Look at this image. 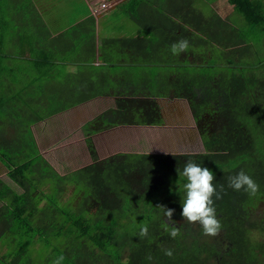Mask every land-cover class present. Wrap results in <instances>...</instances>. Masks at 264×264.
Returning a JSON list of instances; mask_svg holds the SVG:
<instances>
[{
	"label": "trees",
	"instance_id": "obj_1",
	"mask_svg": "<svg viewBox=\"0 0 264 264\" xmlns=\"http://www.w3.org/2000/svg\"><path fill=\"white\" fill-rule=\"evenodd\" d=\"M47 1L0 0V71H118L115 91L62 99L76 104L113 94L117 105L84 124L94 161L66 174L38 152L29 125L69 107L26 106L0 116L24 126L18 138L0 144L9 175L21 188L0 179V264H53L60 255L62 264H264V242L252 237L253 230L264 231V217L251 218L264 200L262 7L254 0H229L241 26L220 15L214 0H119L111 20L123 25L102 38L95 65L96 17L53 35L41 15ZM181 39L209 54L200 60L174 55L171 45ZM157 97L188 101L204 151L119 152L100 159L94 133L164 123ZM188 160L215 175L221 250L206 241L187 243L193 223L181 212ZM241 169L259 185L255 196L228 186V177ZM157 205L175 209L173 221ZM143 225L148 235L141 238ZM173 226L180 228L176 238L169 235Z\"/></svg>",
	"mask_w": 264,
	"mask_h": 264
},
{
	"label": "crops",
	"instance_id": "obj_2",
	"mask_svg": "<svg viewBox=\"0 0 264 264\" xmlns=\"http://www.w3.org/2000/svg\"><path fill=\"white\" fill-rule=\"evenodd\" d=\"M78 1L79 0H49L45 2L46 4L41 10V15L53 35L65 31L91 14L94 15L96 17L97 31L95 65H99L101 62L99 58L100 41L106 35L115 32L114 28L122 26L123 22L118 23L112 21L108 18L106 11L95 13L99 3L110 0H98L97 4L92 0H80L81 4H78ZM254 1H256L264 11V0ZM211 6L223 17H230L232 20L241 23L242 26L243 21L238 19L234 7L229 0H214ZM120 30L122 31V28ZM106 50L111 53L110 47H106ZM68 68L70 70H76L77 66L76 64L69 63ZM117 72L118 71H0V116L9 118L14 115L12 109H19L20 107L26 106L36 108L48 106L56 108L62 105L69 107L66 110L56 112L43 120H38L29 125V130L36 140L38 152L52 165L48 154L56 147L57 137H52L51 134L47 133V129L46 131L43 129V131V125L59 115H70L74 116L77 121L82 122L81 119L83 120L81 129L82 132L86 134L84 130L85 122L108 108L116 107V96L113 94H99L76 104L62 101V99H65L67 95L70 96L71 93L93 91L113 92L120 87L118 81L115 80V76L118 74ZM157 101L161 106L164 116L165 110L163 109V102H170L168 104L170 106L173 101L187 100L157 97ZM73 109H75L77 115L69 113V111ZM14 124L17 125V127L11 123L10 119L0 121V144L12 141L13 139L15 140V138L20 136L19 128L23 130V122H18L16 120ZM144 126L147 125L121 124L94 133L92 136L96 143L99 158L104 159L119 152L138 151L134 150V146L137 144V128H143ZM72 129L71 127L69 130L70 133H72ZM42 134L45 136L43 137ZM71 137V135L65 136L67 139ZM5 159V155L0 154V179L8 185L13 186V184L15 185L16 183L9 175L10 167L6 164ZM92 162L93 160L91 158V161L87 162V164ZM70 171L72 170L62 173L59 171L57 172L66 174Z\"/></svg>",
	"mask_w": 264,
	"mask_h": 264
},
{
	"label": "rangeland",
	"instance_id": "obj_3",
	"mask_svg": "<svg viewBox=\"0 0 264 264\" xmlns=\"http://www.w3.org/2000/svg\"><path fill=\"white\" fill-rule=\"evenodd\" d=\"M92 1H95L96 4L98 2V0ZM77 3L81 4V1L79 0ZM101 3L97 5L98 8L95 10V13L106 11L108 18L111 19L113 15L112 12L117 6L105 10L101 7ZM114 21L121 22V20L118 19ZM128 25L131 26L132 24L129 23ZM128 28L131 29L130 27ZM207 54L209 53L206 48L193 46L189 47L186 52L180 53V56L183 58L200 60ZM169 103L170 102H163V109L165 110V120L163 124L157 126L147 125L143 128H137V144L134 146V150H138L136 152L169 151L174 154L204 151L200 130L194 119L189 103H187V101H173L170 106L168 105ZM69 113L77 115L75 109L70 110ZM75 119L74 116L59 115L55 119L50 120V122L45 123L42 127V130L44 129L46 131L47 129V133L51 134L52 137H57L56 147L51 150L48 157L50 158L52 166L60 173L82 167L87 164V162L91 161V158L94 161V157L86 140L88 135L83 133L81 129L83 120L81 119L82 122H80ZM71 127L73 128L72 133L69 132ZM66 135H71L72 137L67 139L65 138ZM42 136L44 137L45 135L42 134ZM12 187L17 191H21V188L16 184H13ZM253 210L252 219L260 220L264 217V200L258 201ZM198 226V223H193L187 243L191 244L197 242L199 244V242L206 241L209 244L211 243L216 249L221 250L223 243H225L222 233L220 232L216 236L205 235L200 231ZM252 237L257 241L260 240L264 242V231L253 230ZM200 252L207 258L211 256L208 248H203Z\"/></svg>",
	"mask_w": 264,
	"mask_h": 264
},
{
	"label": "clouds",
	"instance_id": "obj_4",
	"mask_svg": "<svg viewBox=\"0 0 264 264\" xmlns=\"http://www.w3.org/2000/svg\"><path fill=\"white\" fill-rule=\"evenodd\" d=\"M189 47V41L187 39H181L171 45V52L174 55H179L180 53L186 52ZM182 175L186 178L187 182L183 185L186 195L182 203L181 216L184 221L189 223L198 222L202 226L205 235H218L222 228V223L217 218L213 197L215 196L219 199L220 194L213 184V181L216 179L213 171L207 167H201L200 164L194 161L188 160L185 163ZM228 186L235 191L243 189L250 196H255L259 191V185L243 169L236 175L228 177ZM223 187V185H220L221 191H223ZM157 206L161 208L163 215L169 221H173L172 217L175 209L168 208L165 205ZM180 234L179 227L173 226L169 230V235L172 238H176ZM147 235L148 226L143 225L139 231V236L143 238ZM164 253L169 257L173 255L171 249H165ZM64 259L65 257L60 255L53 264H62Z\"/></svg>",
	"mask_w": 264,
	"mask_h": 264
},
{
	"label": "built area",
	"instance_id": "obj_5",
	"mask_svg": "<svg viewBox=\"0 0 264 264\" xmlns=\"http://www.w3.org/2000/svg\"><path fill=\"white\" fill-rule=\"evenodd\" d=\"M109 2H112V3H109ZM118 3H119L118 0L103 1L101 3V7L106 10V9L115 7Z\"/></svg>",
	"mask_w": 264,
	"mask_h": 264
}]
</instances>
